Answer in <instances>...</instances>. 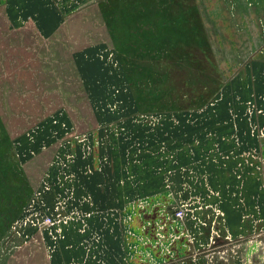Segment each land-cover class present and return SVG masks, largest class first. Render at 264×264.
Masks as SVG:
<instances>
[{
    "label": "rangeland",
    "instance_id": "374dc122",
    "mask_svg": "<svg viewBox=\"0 0 264 264\" xmlns=\"http://www.w3.org/2000/svg\"><path fill=\"white\" fill-rule=\"evenodd\" d=\"M0 264H264V0H0Z\"/></svg>",
    "mask_w": 264,
    "mask_h": 264
},
{
    "label": "built area",
    "instance_id": "2783aa9c",
    "mask_svg": "<svg viewBox=\"0 0 264 264\" xmlns=\"http://www.w3.org/2000/svg\"><path fill=\"white\" fill-rule=\"evenodd\" d=\"M176 214H177V216H182V214H183V211L180 209V210H178V211H177V213H176Z\"/></svg>",
    "mask_w": 264,
    "mask_h": 264
}]
</instances>
